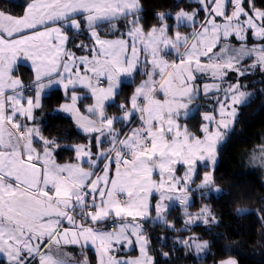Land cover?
<instances>
[{
	"label": "snow or ice",
	"instance_id": "6c2138e0",
	"mask_svg": "<svg viewBox=\"0 0 264 264\" xmlns=\"http://www.w3.org/2000/svg\"><path fill=\"white\" fill-rule=\"evenodd\" d=\"M5 2L0 0V257L5 264H89L83 249L91 244L96 246L98 264H156L147 252L150 241L136 221L159 220L175 230L168 223L164 201L176 199L186 209L188 191L199 175L197 161L214 167L216 145L223 140L220 129H230L236 106L251 95L241 91L239 82L224 86L228 74L234 72L239 80L249 69L264 71V9L257 8L255 0H196L199 8H181L172 17L175 28L193 30L169 35L170 26L164 21L170 13H157L160 25L145 30L140 0H30L22 15L12 14ZM201 11L202 21L197 18ZM103 25L112 35L119 33V38H101ZM121 27L126 31L120 32ZM69 32L88 34L91 44L80 41L75 47L90 55L77 57L68 50L75 39ZM249 34L257 43L249 45ZM229 38L239 46L229 43ZM169 50L175 51L176 61L165 58ZM21 57L31 61L30 86L14 75ZM246 58L253 60L247 67ZM138 70L147 78L125 103L117 104L120 115H108L106 102L119 94L121 77H132ZM198 75H208L213 82L197 85ZM78 85L94 98L86 106L89 116L76 106L83 98L76 92ZM54 86H62L65 94L71 91V103L55 111L71 114L89 138L87 145L68 146L76 163H56L54 153L61 145L46 139L37 126L34 110L42 108L41 94ZM26 89L32 95L26 96ZM210 92L223 93L216 97L220 119L203 117L217 130L210 132L205 124L203 140L190 135L186 127L181 132L178 120L187 117L191 102ZM159 94L163 99L156 98ZM134 119L140 120V126L131 127ZM116 123H124L128 132L117 130ZM105 142L110 146L103 148ZM260 152L264 165V148ZM178 164L186 166L183 176L175 174ZM154 172L158 181L152 179ZM195 188L204 196L221 191L211 171ZM153 193L159 194L155 203L149 199ZM150 208L155 217L150 216ZM184 214L189 217L185 230L197 221L217 222L207 205L195 217ZM110 215L117 222L112 230L86 226L104 223ZM198 240L190 236L179 243L199 255L209 244ZM67 245L79 246L84 258L67 259L62 251ZM114 245L138 247L140 256L118 258L112 255L117 251ZM220 264L237 262L227 259Z\"/></svg>",
	"mask_w": 264,
	"mask_h": 264
},
{
	"label": "trees",
	"instance_id": "16d2710c",
	"mask_svg": "<svg viewBox=\"0 0 264 264\" xmlns=\"http://www.w3.org/2000/svg\"><path fill=\"white\" fill-rule=\"evenodd\" d=\"M29 2L30 0H6L4 7L10 9L14 15H22ZM140 2L142 5L141 23L145 30L160 25L157 13H170L165 21L171 23V31L177 29L174 27L173 15L181 8L194 9L197 5L192 0H140ZM255 6L264 9V0H255ZM102 28V38L119 37V33L111 34L108 25H103ZM179 30L187 33L192 28L181 26ZM124 31L126 29L121 27L120 32ZM83 33L82 35L71 33L75 39L70 41V48L81 50L75 47V44L80 41L91 44L88 34ZM165 58L173 60L175 56ZM16 74L26 86H30L34 80L32 68L28 65H20ZM146 78L141 71H138L133 79L123 81L115 102L107 106V112L121 114L117 104L125 103L135 87ZM241 83L251 95L242 105L234 130L229 133L228 140L220 147V157L214 172V184L221 191L212 192L207 196H198L200 190L196 189L192 193V210H198L207 205L218 223H212L207 229L198 227L195 230H172L164 224L148 221L145 232L151 241L150 249L156 264H219L220 261L231 257L237 258L238 264H264V220L261 219L264 217V171L262 174L260 169L251 164V156L259 152L258 147L264 141V71L257 69L251 76L244 77ZM29 94L32 92L29 91ZM70 95L71 91L65 94L61 88L49 91L43 97L42 108L38 109L35 115L42 135L46 139H56L61 145L55 154L57 160L63 163L75 160V152L68 146L88 141L87 135L78 129L70 116L61 111H55L69 101ZM82 97L78 100L79 107L81 110H86V106L92 103L93 98L84 93ZM200 99L203 102L205 100L204 97ZM212 111L216 109L205 107L203 103L196 114L186 119L182 118V124L183 126L186 124L190 132L196 136L202 135L203 114ZM120 125L125 124L117 123V126ZM127 127H123L122 132H125ZM35 146L38 149L41 147L37 140ZM241 208L248 211L239 213L237 209ZM176 210L179 211L174 207L169 213L171 221H174L171 217ZM177 217L184 220L186 216L178 213ZM97 225L105 227L104 223H97ZM176 228L182 227L177 225ZM193 234L209 244L203 255H196L193 250L188 251L175 242L176 237L187 238ZM160 237L165 239L161 240ZM161 251L169 253V256L162 257ZM88 255L93 264L96 261L95 253L90 250ZM0 264H5V261H0Z\"/></svg>",
	"mask_w": 264,
	"mask_h": 264
},
{
	"label": "rangeland",
	"instance_id": "374dc122",
	"mask_svg": "<svg viewBox=\"0 0 264 264\" xmlns=\"http://www.w3.org/2000/svg\"><path fill=\"white\" fill-rule=\"evenodd\" d=\"M192 1H195L196 2V0H192ZM197 3V2H196ZM197 8H199V4L197 3V5H196V7L194 8V9H197ZM257 8H259V7H257ZM183 9H185L186 11H191V10H193V9H187V8H183ZM203 14H204V12L203 11H201L199 14H198V19L199 20H203ZM175 15V14H174ZM173 15V16H174ZM166 24H168L170 27H169V32H168V34L169 35H172V33L174 32V31H179L182 35H184V34H189L191 31H189V32H187V33H185V32H181L180 30H179V28H177V29H173L172 31H171V23L170 22H168V21H164ZM174 24H175V22H174ZM159 26V25H158ZM77 34V33H76ZM83 34H85V33H83ZM77 35H82V34H77ZM102 38V37H101ZM104 39V38H103ZM106 39H108V38H106ZM125 39H128V37H126ZM229 43H231V44H233V45H236V46H239L238 45V41L236 40V39H234V38H229ZM252 43H257V41H255V39L253 38V37H251L250 36V34H249V45H251ZM137 47L139 48L140 47V44H139V41L137 42ZM182 49V48H181ZM71 52H73V53H75V55L77 56V57H80V56H85V55H90L88 52H86V51H83V50H77V49H73V48H70L69 49ZM175 53V51H173V50H169V54L168 55H170V53ZM167 56V55H166ZM165 56V57H166ZM144 59V55H143V52H141V60H143ZM170 61V60H169ZM202 62H206V61H202ZM251 63H253V60L252 59H245L244 61H243V66H245V67H247V65H250ZM90 66V65H89ZM141 67H143V65H141ZM257 69H261L260 67H257V68H255V69H249V72H248V74L247 75H245V76H243V77H239V80L237 79V75L234 73V72H230L229 74H228V77H227V80H226V82H225V85L224 86H226V84L227 83H233V84H235V83H237V82H239L241 85H242V87H241V91H243V92H245V93H248V91H246L245 90V88H244V85L241 83L242 82V79L244 78V77H246V76H248V75H250L251 76V74L252 73H254ZM80 71H81V75H83L84 74V69H83V67H81V69H80ZM139 71V70H138ZM137 71V72H138ZM137 72H135L134 74H133V76L132 77H127V76H122L121 77V84H122V82L123 81H125V80H131V79H133V77L135 76V74L137 73ZM156 79H159V77H156ZM213 81H212V79H211V77L210 76H208V75H198L197 76V80H196V84L197 85H203V84H205V83H212ZM81 87L82 86H80V85H78L77 87H76V92H77V94L78 95H80V96H82V94L84 93V94H86L82 89H81ZM120 87H121V85H120ZM56 88H61V89H63V87L62 86H54L53 88H50V89H46L45 91H48V90H51V89H56ZM30 91V90H29ZM63 91H64V89H63ZM31 92V91H30ZM65 92V91H64ZM90 94V93H89ZM253 94V93H252ZM222 95H223V93H212V92H210L207 96H205L203 93H201L196 99H194L192 102H191V104L189 105V109H190V111H189V113H188V115H187V117L186 118H188V117H190V116H192V115H194V114H196L197 113V111L202 107V105H203V103H204V105H205V107H212L213 109H216V111H212V112H205L204 114H203V117L207 114V115H212V116H214L215 117V120L216 121H218L219 119H220V116L218 115V111H219V105L216 103V97L217 96H221L222 97ZM257 95V94H256ZM202 97H204V102L200 99V98H202ZM249 97V96H248ZM42 98H43V96H42V94H41V97H40V103H41V105H42ZM157 99H163V95L162 94H159V95H157V97H156ZM116 99V98H115ZM113 102H115V100L113 101ZM113 102H106V106H108L109 104H111V103H113ZM66 103H71V100H70V98H69V101H67ZM246 103V102H245ZM245 103H241V104H239V105H237L236 106V109H237V115H236V117H235V119L232 121V125H231V127H230V129H228V130H224V129H220V131L223 133V140L220 142V143H218L217 145H216V149H215V152H216V155H215V165H214V167H212V168H209L208 166H206L207 164H208V161H197V164H196V170H197V173L200 175V174H202L201 176H197V177H195L194 178V183L192 184V186H191V188L189 189V191H188V196L191 198L190 199V201H189V205H188V207L185 209L184 207H182L181 205H180V203H179V201L178 200H176V199H173L172 201H164V203L167 205V212H166V216H167V220H168V223L169 224H172V225H174L175 226V230H185V223H184V221L185 220H188L189 219V217L188 216H186L184 213H185V211H187V212H189V213H192V215H193V217H195V215L198 213V212H200V210H201V208L200 209H198V210H192V205H193V197H192V193H194L195 191H193L194 189H196L195 188V186L197 185V184H199V183H201V181H202V177H203V174L205 173V172H209V171H211L212 172V176H213V180H214V172H215V168L217 167V164H218V161H219V157H220V147H221V145L224 143V142H226L227 140H228V135H229V133L231 132V131H233L234 130V128H235V125H236V122H237V120H238V118H239V116H240V112H241V109H242V105L243 104H245ZM59 109V108H58ZM58 112V111H57ZM35 113V112H34ZM108 115H120V114H108ZM182 118H184V117H182ZM181 118V119H182ZM186 118H184V119H186ZM181 119H179L178 120V123L182 126L181 128H180V131L181 132H183L184 131V129H185V127L187 128V131H188V133L190 134V135H194L195 137H197V138H199V139H201V140H203L204 139V136H205V133L202 131V135H195L193 132H190V130L188 129V126L186 125V124H184V126H183V124H182V121H181ZM204 119V118H203ZM205 124H207L208 125V128H209V131L210 132H212V131H216L217 129H216V125H215V123L214 122H208V121H205L204 120V124H203V126L205 125ZM30 126H31V123H30ZM126 125H120V126H117L116 127V129L117 130H119V131H121L122 132V130H123V127H125ZM138 126H140V120L139 119H134L133 121H132V123H131V127L132 128H135V127H138ZM203 126H202V128H203ZM202 128H201V130H202ZM79 129V128H78ZM80 130V129H79ZM81 131V130H80ZM82 132V131H81ZM125 132H128V127H127V130L125 131ZM83 133V132H82ZM42 134V133H41ZM88 137V136H87ZM121 139H123L124 137L123 136H121L120 137ZM88 142H89V138H88V141L87 142H84V143H80V144H77V145H87L88 144ZM110 145L107 143V142H105V144L104 145H102V147L103 148H107V147H109ZM261 148H264V141H263V143L258 147V150H259V152H256V153H254L253 154V156H251V164L253 165V166H256L258 169H260L261 170V172H262V174H263V171H264V165H262L261 163H260V160H259V157L261 156V152H260V149ZM92 152H93V154H95V152H96V149L95 148H93L92 149ZM54 157L56 158V154L54 153ZM56 160V159H55ZM56 163H58L57 161H56ZM66 163H76V160H74V161H72V162H64V163H58V164H66ZM83 167H85V169H87L88 168V165L85 163V164H83ZM185 170H186V166L185 165H177L176 166V172H175V174L177 175V176H183V174H184V172H185ZM97 171V173L98 174H100V172H99V169H97L96 170ZM111 174V173H110ZM152 179L153 180H156V181H158L159 179H160V177L157 175V173H153V176H152ZM166 187H167V185H165ZM217 187V186H216ZM217 188H219V187H217ZM199 193V195L198 196H201V192H198ZM214 193H216V192H214ZM119 199H121V200H123L124 199V197H118ZM158 198H159V194L158 193H153L150 197H149V199H150V201H151V203H155L157 200H158ZM174 207H176V209H178L179 211H177L176 210V213L175 214H173L172 215V217H171V219H173L174 221H171L170 219H169V213H170V211L172 210V209H174ZM203 208V207H202ZM210 209V208H209ZM211 210V209H210ZM149 213H150V216L151 217H155V211L154 210H152L151 208L149 209ZM178 213H180V215L182 216L183 214L186 216L185 218H184V220L181 218V217H177V215H178ZM211 213H212V215H213V212L211 211ZM126 220H128V219H130V218H125ZM215 219H216V217H215ZM114 220H115V218L114 217H112L111 215H110V217H109V219L107 220V221H105L104 222V226L105 227H99L97 224H95V225H86V226H94L95 228H99V229H102V230H112L113 228H115V227H117V222H114ZM77 221L79 222L80 221V218L77 216ZM148 221H150V222H152V223H160V224H163V223H161L159 220H156L155 222H153V220L152 219H148V220H143V219H138L136 222H139L141 225H142V227H143V235L150 241V239H149V237H148V235L146 234V232H145V229H146V223L148 222ZM216 221H217V219H216ZM216 223H218V222H216ZM178 226H181L182 228H176V226L177 225ZM212 223L211 222H209V224L208 225H205V224H203V223H201V222H199V221H197L196 223H194V224H191V225H188V227H187V230H195V228H203V229H207V227H209L210 225H211ZM67 225L65 224V227H66ZM167 228H169V227H167ZM171 229V228H170ZM173 230V229H172ZM197 230V229H196ZM176 232V231H175ZM190 236H196V237H198L197 235H189L188 237H190ZM188 237L187 238H179V237H176V238H174L175 239V242H176V244L178 245V246H183L182 244H180L179 243V241L180 240H184V239H188ZM203 241H206V240H202L201 238H199V240L198 241H196V242H198V243H201V242H203ZM150 245H151V241H150ZM89 247H91V250L95 253V255H96V261H94V263L93 264H98V253H97V251H96V246H94V245H89ZM114 247H116L117 248V251H115V252H113L112 253V255H114V256H116V257H118V258H121V259H136V258H138L139 256H140V252H139V250H138V247H136V248H131V247H128V246H126V245H114ZM184 247V246H183ZM188 251H191V249H188V248H186ZM64 253H67V254H69V248H63V250H62ZM90 252V250L89 249H87L86 250V252H84V256H86L87 257V259H88V261H89V264H92L91 262H90V259H91V257L88 255V253ZM147 252H148V255H150L151 257H153L154 258V256L152 255V253H151V249H150V246L147 248ZM206 252V250L205 251H203L202 253H200V254H204ZM81 251L80 250H78V256H77V259L78 260H82L84 257L83 256H81ZM199 254V255H200ZM74 255V252H72V256ZM228 259H233V260H235L236 262H237V264H238V260H237V258H234V257H231V258H228ZM227 260V259H226ZM1 261H4V260H1ZM220 264V263H219Z\"/></svg>",
	"mask_w": 264,
	"mask_h": 264
},
{
	"label": "crops",
	"instance_id": "0c3cea01",
	"mask_svg": "<svg viewBox=\"0 0 264 264\" xmlns=\"http://www.w3.org/2000/svg\"><path fill=\"white\" fill-rule=\"evenodd\" d=\"M140 4H141V2H140ZM71 33H73V32H69L68 34L71 36ZM117 38H119V37H117ZM117 38H112V39H117ZM126 38V36L124 37V39ZM67 48H68V50L70 49V42H69V44L67 45ZM181 51H183V48L181 49ZM175 56V58L173 59V60H170V58H168V60H170L169 62H172V61H176L177 60V56H176V54L175 53H170V55H167V56ZM28 65V66H30L31 67V61L30 60H28V59H26V58H23V57H21L20 58V60H19V62H18V65L20 66V65ZM19 66H18V68H19ZM17 72V71H16ZM16 72L14 73V75L15 76H18L17 74H16ZM19 77V76H18ZM21 79V78H20ZM81 89L83 90V91H85V93L86 94H88V95H90L89 94V91L86 89V88H84V87H81ZM51 90H53V89H51ZM51 90H48V91H45L44 93H42V96L44 97L49 91H51ZM9 94H11V93H9ZM25 95L27 96V95H32V94H29V90L28 89H26L25 90ZM91 96V95H90ZM42 100H43V98H42ZM116 100V99H115ZM79 101H77V107L80 109V107H79V103H78ZM94 103V98H93V100H92V103L91 104H93ZM91 104H89V105H91ZM106 108H107V106H106ZM37 110L38 109H36V110H34V115H36V112H37ZM63 114H65V115H68V116H70L73 120H74V117L71 115V114H69V113H66V112H63V111H61ZM80 112H81V114L82 115H84V116H89L90 114L86 111V110H81L80 109ZM106 113L107 114H109L108 112H107V110H106ZM92 119H96V117H91ZM75 122V121H74ZM114 127L116 128L117 127V123L116 124H114ZM85 134V133H84ZM87 135V134H86ZM35 141L36 140H34L33 141V146L34 147H36L35 146ZM37 148V147H36ZM56 159V161L59 163V161L57 160V158H55ZM61 163V162H60ZM63 163V162H62ZM64 248H69V254L67 255V259H69V260H71L72 258H74V259H76V260H78L77 259V254H78V250H80L81 251V249H80V247L79 246H77V245H67V246H65ZM87 249H89V250H91V247H89V246H87L86 248H84L83 249V252H86V250ZM72 252H74V255L72 256ZM81 254V253H80ZM1 260H3V257H0V261Z\"/></svg>",
	"mask_w": 264,
	"mask_h": 264
}]
</instances>
